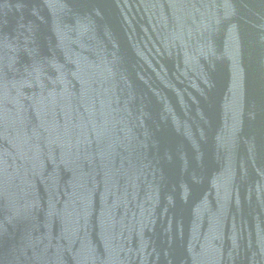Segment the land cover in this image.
<instances>
[{"label": "water", "instance_id": "95a60500", "mask_svg": "<svg viewBox=\"0 0 264 264\" xmlns=\"http://www.w3.org/2000/svg\"><path fill=\"white\" fill-rule=\"evenodd\" d=\"M0 264H264V0H0Z\"/></svg>", "mask_w": 264, "mask_h": 264}]
</instances>
